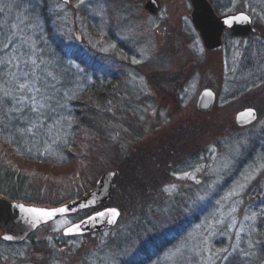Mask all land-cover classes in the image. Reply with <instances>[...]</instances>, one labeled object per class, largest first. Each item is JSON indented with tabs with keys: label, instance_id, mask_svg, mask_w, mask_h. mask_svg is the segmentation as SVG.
Listing matches in <instances>:
<instances>
[{
	"label": "rangeland",
	"instance_id": "rangeland-1",
	"mask_svg": "<svg viewBox=\"0 0 264 264\" xmlns=\"http://www.w3.org/2000/svg\"><path fill=\"white\" fill-rule=\"evenodd\" d=\"M16 1L0 0V7L13 13ZM84 1L76 0L69 10L60 11L68 15L73 40L74 31L79 30L82 41L78 44L102 61L111 58L119 40L132 47L125 72L114 71L121 87L133 94L122 98L120 105L129 109L119 116L115 133L110 134L120 153L97 160L92 168L98 175L89 183L74 164L54 167L20 160L19 167L42 179L41 195L70 193L71 199L80 198L108 170H117L121 188L128 170L143 179L149 176L162 188V201L152 207H163L162 224L171 226L168 232L181 222L185 226L184 234L166 249L161 261L228 264L236 258L264 264V0H229L222 13H250L254 32L246 38L227 33L217 51L207 50L199 39L190 19L189 0H157L156 15L144 9L147 0H111L110 5H117L120 27L117 37L107 43L85 39L77 10ZM102 17L104 23L108 15ZM9 19L4 23L12 22ZM9 24L14 26V22ZM31 39L35 52L37 43ZM5 48L9 49L6 64L12 85L18 92H28L21 98L32 105L30 97L34 98L38 103L33 106L40 107L34 76L26 68V60L32 62L34 57L24 59L18 42L12 46L7 42ZM21 84L27 87L20 89ZM206 88L213 90L216 100L209 111L202 112L196 102ZM245 107L254 108L257 118L250 125L238 126L235 116ZM126 154L134 157L133 168H120ZM49 180L55 182L47 187ZM111 199L43 223L12 249L0 244V264H95L102 255L107 263L108 243L134 222L133 215ZM105 207L120 210L116 226L100 233H62L92 210ZM174 257L179 258L173 261Z\"/></svg>",
	"mask_w": 264,
	"mask_h": 264
},
{
	"label": "trees",
	"instance_id": "trees-1",
	"mask_svg": "<svg viewBox=\"0 0 264 264\" xmlns=\"http://www.w3.org/2000/svg\"><path fill=\"white\" fill-rule=\"evenodd\" d=\"M74 1L17 0L13 13L0 7V196L4 198L35 205H55L72 198L70 193L66 196L59 193L41 195L42 179L19 167L20 160L54 167L74 164L78 166L79 176L84 173L83 179L89 183L98 175L92 168L97 160L120 153L110 134L115 133L119 116L129 109L120 105L122 98L132 92L121 87V80L117 81L118 75L114 71L120 70L121 75L125 72L124 66L128 67L132 47L119 40L108 60L102 61L91 55L72 39L68 15L60 12L62 8L69 10ZM209 1L218 14L224 12L230 3L229 0L221 4ZM111 2L86 0L79 3L77 10L85 39L107 43L117 37L120 27L118 10L116 4L110 5ZM103 13L108 15L104 23ZM8 17L12 22L4 23ZM13 22L14 26H11L9 23ZM31 38L37 43L35 52L31 50ZM7 42L11 46L18 42L24 59L30 55L34 57L32 62L26 60V68L30 76H34L35 90H39L36 92L41 106L36 107L35 112L31 110L32 102L20 97L28 92H18L10 81L6 64ZM250 84L246 83L245 88ZM123 160L120 168L123 165L133 168L135 161L131 154H126ZM118 175L116 172L113 179L111 201L132 214L134 222L108 243L112 254L107 253V263H103L102 254L93 262L165 264L160 257L184 234V224L181 222L173 232H168L171 226L162 224L163 207L159 210L152 208L156 202L162 201V188L156 187L149 176L143 179L128 170L121 188ZM148 179L151 181L147 182ZM54 182L49 180L47 187L53 186ZM0 244L7 249L14 246L2 241ZM178 258L174 257L173 261ZM242 262L249 264L236 258H231L228 264ZM254 263L260 264V261Z\"/></svg>",
	"mask_w": 264,
	"mask_h": 264
},
{
	"label": "water",
	"instance_id": "water-1",
	"mask_svg": "<svg viewBox=\"0 0 264 264\" xmlns=\"http://www.w3.org/2000/svg\"><path fill=\"white\" fill-rule=\"evenodd\" d=\"M68 3L69 0H62ZM192 6L190 19L197 30L201 42L207 50L217 51L223 46V34L229 30L234 37H246L254 32L252 17L246 11L218 14L209 0H189ZM144 9L152 14L158 13L159 6L156 0H147ZM76 42L82 41L79 30L74 31ZM216 100L213 90L203 89L197 99L196 107L199 111H209ZM257 112L252 107L244 108L235 116L238 126H247L255 122ZM115 171L108 170L102 173L94 186L80 198L70 199L56 206L28 204L10 200L0 196V239L11 244H19L26 240L41 225L68 214H74L84 209L97 207L107 203L112 197L113 179ZM29 209L41 210L40 212ZM63 209V211H61ZM115 210V214L112 210ZM42 212H51V216ZM103 213V215H100ZM120 217V210L114 207H105L94 211L81 220L63 230L65 236L83 235L91 232L108 230L114 226ZM78 226V231H77ZM71 230V231H69ZM5 237H9L6 239Z\"/></svg>",
	"mask_w": 264,
	"mask_h": 264
},
{
	"label": "snow or ice",
	"instance_id": "snow-or-ice-1",
	"mask_svg": "<svg viewBox=\"0 0 264 264\" xmlns=\"http://www.w3.org/2000/svg\"><path fill=\"white\" fill-rule=\"evenodd\" d=\"M19 87H20V89H25L27 86H26L25 84H21ZM36 91L38 92L39 90L36 89ZM5 95H7V94H5ZM30 99H33V105H35L36 103H38L34 98H31V97H30ZM17 103H19V101H17ZM31 110H32L33 112L37 111V109H36L35 106H33ZM29 211L40 212L41 210H37V209H29ZM61 211H63V209H61ZM112 211H113V213L115 214V210L113 209ZM42 214H43V215H46V216H51V215H52L51 212H42ZM100 215H103V213H101ZM78 230H79V229H78V226H77V231H78ZM69 231H71V230H69ZM5 238L8 239L9 237H5Z\"/></svg>",
	"mask_w": 264,
	"mask_h": 264
},
{
	"label": "flooded vegetation",
	"instance_id": "flooded-vegetation-1",
	"mask_svg": "<svg viewBox=\"0 0 264 264\" xmlns=\"http://www.w3.org/2000/svg\"><path fill=\"white\" fill-rule=\"evenodd\" d=\"M227 33H229V34H231V32L229 31V30H226L225 32H224V34H223V37H225V35L227 34ZM232 35V34H231ZM222 37V38H223ZM240 38H242V37H240ZM223 45H224V38H223ZM246 108V107H245Z\"/></svg>",
	"mask_w": 264,
	"mask_h": 264
},
{
	"label": "bare ground",
	"instance_id": "bare-ground-1",
	"mask_svg": "<svg viewBox=\"0 0 264 264\" xmlns=\"http://www.w3.org/2000/svg\"><path fill=\"white\" fill-rule=\"evenodd\" d=\"M157 1V0H156ZM211 3V2H210ZM197 31V30H196ZM200 37V36H199ZM104 173V172H103Z\"/></svg>",
	"mask_w": 264,
	"mask_h": 264
}]
</instances>
